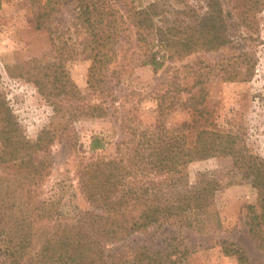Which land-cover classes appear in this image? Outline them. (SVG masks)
I'll return each mask as SVG.
<instances>
[{
  "label": "rangeland",
  "instance_id": "rangeland-1",
  "mask_svg": "<svg viewBox=\"0 0 264 264\" xmlns=\"http://www.w3.org/2000/svg\"><path fill=\"white\" fill-rule=\"evenodd\" d=\"M70 1L50 3V20L45 23L71 29L74 4ZM116 1V7L124 2L147 7L160 3ZM221 2L232 42L214 51L198 50L177 61L164 55L156 68L145 59L150 58L149 51L154 56L163 54L155 45L151 50L145 42L136 41L124 24V41L116 46V58L106 71L101 90L94 91L86 82L91 62L86 51L71 46L67 35L66 45L60 41L55 45L63 53L62 69L79 96L87 101L104 99L108 111L102 117L73 118L76 138L69 147L56 135L46 152L38 150L32 156L41 173L39 194L48 202L55 220L71 223L90 209L78 188L76 169L81 157L126 158L135 148H147L148 144L147 151L178 145L184 152L194 138V126L232 129L242 135L251 153L264 157V0ZM34 10L30 0H0V91L29 140L55 122L53 106L30 74L43 75V67L56 61L60 51L53 48L48 30L35 27ZM72 36H77L74 31ZM71 101L74 99L62 103L66 112L72 109L68 106ZM95 135L105 145L91 152L89 144ZM187 160L184 171L189 182L200 173L218 181L214 201L221 226L195 230L172 215L108 244L106 251L130 254L139 246L154 251L175 247L177 253H184L182 264H238L237 249H241L247 264H264V252L249 235L244 217V206L255 195L256 179L235 167L230 156Z\"/></svg>",
  "mask_w": 264,
  "mask_h": 264
},
{
  "label": "trees",
  "instance_id": "trees-1",
  "mask_svg": "<svg viewBox=\"0 0 264 264\" xmlns=\"http://www.w3.org/2000/svg\"><path fill=\"white\" fill-rule=\"evenodd\" d=\"M63 1L30 0L35 27L49 31L53 48L59 41L66 45L67 35L71 46L87 52L91 62L86 82L94 91L102 87L116 58V46L124 41V24L136 41L145 42L151 50L155 45L163 54L154 56L149 51L150 58L145 60L154 68L161 65L159 58L164 55L177 61L198 50L214 51L232 42L221 0H160L151 7L127 2L116 7V0H71L73 27L52 28L45 23L50 20L49 5ZM58 49L55 46V51ZM62 56L60 49L57 60L43 67V75L30 74L55 116V122L44 127L35 140L25 136L0 91V264H182L184 253H177L175 247L154 251L139 246L130 254L108 253L105 247L172 215L195 230L219 228L214 201L218 181L200 173L189 182L184 171L187 157L214 155L230 156L235 167L256 179L255 195L245 204L244 217L249 235L264 252V157L251 153L242 135L232 129L194 126V138L184 152L178 145L147 151L148 144L147 148H135L126 158L81 157L76 169L78 188L90 209L71 223L55 220L48 202L39 194L41 173L32 156L38 150L46 152L56 135L69 147L76 138L73 118L108 113L104 99L87 101L79 96L62 69ZM71 99L74 101L68 106L72 111L66 112L62 103ZM104 145L101 138L91 136V152ZM237 260L238 264L248 262L241 249H237Z\"/></svg>",
  "mask_w": 264,
  "mask_h": 264
}]
</instances>
